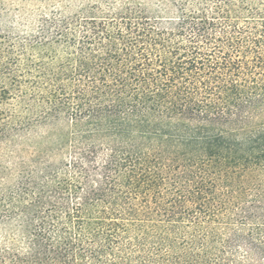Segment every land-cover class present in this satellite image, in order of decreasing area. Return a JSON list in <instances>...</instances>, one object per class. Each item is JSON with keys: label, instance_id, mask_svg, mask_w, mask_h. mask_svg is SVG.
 Segmentation results:
<instances>
[{"label": "trees", "instance_id": "16d2710c", "mask_svg": "<svg viewBox=\"0 0 264 264\" xmlns=\"http://www.w3.org/2000/svg\"><path fill=\"white\" fill-rule=\"evenodd\" d=\"M0 264H264V0H0Z\"/></svg>", "mask_w": 264, "mask_h": 264}]
</instances>
